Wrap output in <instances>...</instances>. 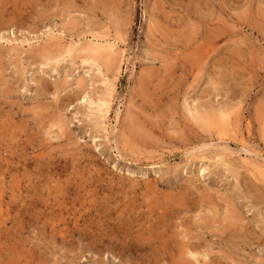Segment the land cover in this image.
I'll return each instance as SVG.
<instances>
[{"label":"rangeland","instance_id":"1","mask_svg":"<svg viewBox=\"0 0 264 264\" xmlns=\"http://www.w3.org/2000/svg\"><path fill=\"white\" fill-rule=\"evenodd\" d=\"M0 264H264V0H0Z\"/></svg>","mask_w":264,"mask_h":264},{"label":"bare ground","instance_id":"2","mask_svg":"<svg viewBox=\"0 0 264 264\" xmlns=\"http://www.w3.org/2000/svg\"><path fill=\"white\" fill-rule=\"evenodd\" d=\"M102 51V50H101ZM184 235V234H183ZM202 255V254H201ZM185 262V261H184Z\"/></svg>","mask_w":264,"mask_h":264}]
</instances>
